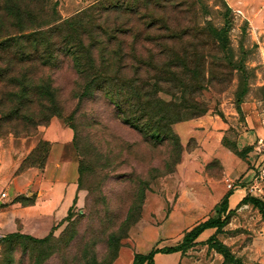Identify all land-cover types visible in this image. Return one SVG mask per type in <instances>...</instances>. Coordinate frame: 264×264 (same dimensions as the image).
I'll return each instance as SVG.
<instances>
[{"label": "rangeland", "instance_id": "1", "mask_svg": "<svg viewBox=\"0 0 264 264\" xmlns=\"http://www.w3.org/2000/svg\"><path fill=\"white\" fill-rule=\"evenodd\" d=\"M98 1L53 0L52 6L56 3L60 17L66 19ZM239 9L232 0H152L141 13H125L124 22L130 18L141 37L140 53L144 59L153 55L151 68L144 66L139 74L142 79L154 83L162 70H176L171 66L178 65L175 54L182 55L186 49L192 67L204 64L200 73L206 87L199 94L188 89L187 98L196 94L208 111L176 123L183 147L178 158L171 143L157 144L125 124L105 92L94 89L85 96V78L71 62L59 67L19 65L10 72L18 81L36 73L38 84L51 77L54 93L43 95L41 91L33 96L36 89L31 88L34 102L23 108L22 116L3 117L0 192L9 193L12 183L17 184L18 194L10 200L12 205L8 204L16 209L36 200L40 195L39 170H43L39 166L49 155L77 162L79 196L68 213L40 236L33 234L32 227L41 223L33 215L25 222L17 218L14 232L30 238H20L10 249L2 247V238L12 233L13 225L0 226V264H133L136 253L153 248L161 250L155 255V264H264V218L257 203L264 204V193L251 191L250 181L243 179L248 169L255 171L261 161V155L253 153L250 162L245 150L251 147L258 152L259 139L264 136V32L256 33L264 26H253ZM36 12L41 17L38 26L47 17L38 6ZM215 30L220 36H215ZM125 38L129 45L133 43V35ZM55 41L59 44L58 38ZM1 66L8 64L4 61ZM132 67L125 78L134 76ZM183 75L179 72L176 78ZM184 78L192 81L193 77ZM9 79L0 78V121L21 101L20 90L12 96L14 86L7 84ZM170 84L163 83L159 94L174 101L181 88H170ZM240 103L245 107L243 114L238 111ZM55 109L61 116H50ZM210 116H221L228 125L223 140L203 145V152L221 156L206 163L205 153H192L205 127L197 121ZM246 127L251 137L240 136ZM228 156L241 162H234L231 175L221 161ZM32 162L35 166L29 167ZM261 186L264 189V184ZM219 189L225 191L220 199ZM19 195L24 198L13 200ZM225 195H230L227 209ZM69 213L73 214L70 221ZM218 217L225 221L219 231L211 230L183 251L164 252L181 243L198 223ZM76 218L79 235L72 240L63 233ZM111 234L119 235L121 241L110 243ZM220 243L227 256L219 250Z\"/></svg>", "mask_w": 264, "mask_h": 264}, {"label": "trees", "instance_id": "2", "mask_svg": "<svg viewBox=\"0 0 264 264\" xmlns=\"http://www.w3.org/2000/svg\"><path fill=\"white\" fill-rule=\"evenodd\" d=\"M151 1L100 0L72 17L63 19L56 10V3L52 6L53 0H0V63L5 61L8 64L7 67H0V78L10 76L7 84L17 87H12V96L17 95V90L22 92L19 105L7 115L4 114L0 124L3 117L4 119L5 117L6 119H18L22 116L23 108L34 102V98L30 97L29 90L31 88L36 89L33 96L39 95L41 91L43 95L54 93L51 77L46 82L38 84L35 79L36 73H33L25 79L27 82L25 84V81H18L19 79L14 74L10 75L16 66L31 64L36 67L41 65L59 67L60 63L69 61L78 74L85 78V96H89L94 89L105 92L125 124L136 128L146 139H152L157 144L171 143L174 156L178 158L183 147L179 134L175 130L176 123L188 115L197 116L208 111L204 103L194 97L206 87L200 73L204 69V64L200 63L192 67L187 55L188 49H186L182 55L175 54L178 65H171L175 66L176 70L181 69L180 71L164 69L154 77V83L141 78L139 74L143 67L151 68L150 59L153 55H150V59H144L139 49L141 37L135 33L136 30L134 26L132 27L130 18L127 17L124 22V16H126L125 13L131 15L141 13V10L147 8ZM37 6L47 17V20L38 26L36 24L40 22L38 20L41 17L39 12H36ZM112 11L116 13H111ZM114 15L115 17H113ZM43 23L48 24L42 25ZM227 23L231 24L229 21ZM214 34L216 37L220 36V31L215 30ZM131 35L134 36V40L129 45L125 37ZM56 38L59 39V44L55 41ZM130 67L135 70L134 76L125 78L126 70ZM179 72L184 75L178 79L176 75ZM184 76H192V81L185 79ZM165 82L171 83L170 88L171 86H174V89L181 88L179 98L169 101L160 96L159 92L163 91L162 84ZM188 89L197 92L191 99L187 98L189 96ZM14 91L16 92L14 93ZM241 104L238 106V111L243 114ZM55 110V112L51 111L50 116H61L59 109ZM50 116L45 117L47 122L50 120ZM251 149L249 147L245 152L249 153ZM48 156L39 168L45 167ZM34 166L33 162L29 165V167ZM230 195L224 197V209H227ZM18 198L21 199L24 196L19 195L13 200L16 201ZM34 202L35 200L24 205L28 206ZM257 203L264 218V204L260 201ZM90 217L94 221L95 217ZM68 219L69 221L73 219L72 213H69ZM78 221L79 218L74 219L66 228L63 233L65 237L73 240L79 235ZM224 222L219 217L217 219L209 218L192 228L181 243L167 248L164 252L183 251L199 240L206 229L215 228L216 231H219ZM22 237L30 238L19 232H12L2 238V247L12 248L16 241ZM48 240L49 237L40 242ZM112 241L119 243L121 237L111 234L110 243ZM224 248V244L220 243L219 250L227 256ZM159 252H161L160 249L153 248L148 253H136L133 264H155V255Z\"/></svg>", "mask_w": 264, "mask_h": 264}, {"label": "crops", "instance_id": "3", "mask_svg": "<svg viewBox=\"0 0 264 264\" xmlns=\"http://www.w3.org/2000/svg\"><path fill=\"white\" fill-rule=\"evenodd\" d=\"M232 1L233 6L240 8L239 10L248 17V20H250L253 26H264V0H254L253 3L249 4H246L244 0ZM263 32L264 29H261L256 33L263 34ZM242 105L243 104H241L242 110H245V107ZM210 117V119L205 118L197 121V124H204L205 127L202 130L198 148H196L195 152H193L192 155H196V153L199 152L205 153L203 152V145H205L206 143L211 144L212 142L215 143V140L217 142V140L224 139L225 130L227 129L228 125L227 122H225L221 118V116ZM248 123L249 125L253 126V123L249 118ZM235 128L237 130L240 129L238 126ZM205 136H207V140L204 142ZM240 136L251 137V131H247L246 127V129H244V132L240 133ZM253 153L259 155V152L257 151H250L248 154L251 156ZM207 154L209 153H205L206 158L204 159L206 163L211 161L213 158L221 157L217 154ZM247 159L250 162L254 160L253 156ZM221 161L228 175H231V171L234 168V162H239V165H241L240 160L234 157H229V159L221 158ZM242 166V168H244V165ZM39 172V177L41 179L40 195L35 200L34 204L18 209L12 208L8 204L10 203V200H12V198L18 194L16 191L17 184L12 183V186L9 188V193L7 192L10 195V199L4 200V204H7V206L0 212V226H2L1 228L5 229L6 227H11L13 225L11 228L12 230H10L9 233L17 230L15 226L17 218L25 222L28 221L30 215H33L32 218H35L36 222H41L32 227L34 235L40 236L44 232H48L53 226L55 220L63 218L68 213L70 207L74 204L75 200L79 196V186L76 179L78 174V164L74 159L65 158L61 160V158L57 159L55 157L53 158L51 156H48L45 167L43 168V170H39ZM253 172V169L249 168L243 179L249 182L251 180ZM178 179H180V177H178ZM218 193L220 194V199L224 196L225 191L224 189H219ZM80 196H83V194L81 193ZM233 197L234 196L232 195L231 198ZM63 205H65L64 208L62 207ZM211 230L216 231L215 228L206 229L199 237V240L200 238H203L205 235H207Z\"/></svg>", "mask_w": 264, "mask_h": 264}, {"label": "built area", "instance_id": "4", "mask_svg": "<svg viewBox=\"0 0 264 264\" xmlns=\"http://www.w3.org/2000/svg\"><path fill=\"white\" fill-rule=\"evenodd\" d=\"M257 148L259 150V155H261V161L257 165V169L253 172V175L251 177L250 190L253 192L255 191L256 193H264V189H262L261 186L264 184V136L259 139ZM7 197L8 193L6 191L0 192V211L1 206L4 204V200H6Z\"/></svg>", "mask_w": 264, "mask_h": 264}]
</instances>
